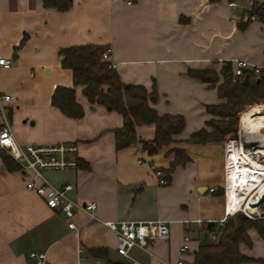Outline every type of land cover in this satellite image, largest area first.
<instances>
[{"label": "crops", "instance_id": "obj_1", "mask_svg": "<svg viewBox=\"0 0 264 264\" xmlns=\"http://www.w3.org/2000/svg\"><path fill=\"white\" fill-rule=\"evenodd\" d=\"M42 2L0 0V57L11 59L8 67L0 65V93L11 96L7 111L17 142L76 144V160L83 166L42 173L56 187L70 183L73 200H91L97 207L94 218L75 210L76 228H69L59 209L24 187L32 171L13 159L10 168L3 158L7 152L0 149V264H31L29 252L37 250L46 252L47 264H105L102 259L95 263L88 253L98 247L107 248L113 260L134 264L117 254V233L102 221L159 218L168 222L169 238L148 241L145 250L133 246L130 255L137 264L177 259L191 264L199 245L215 242L233 214L225 213V142L188 139L208 130L211 115L205 105L224 102L217 90L224 62L241 59L249 67L264 66V22L248 18L251 0L233 5L228 0H71L66 10ZM80 44L112 47L110 60L123 84L143 85L147 91L154 87L157 98L150 105L157 113L184 117L185 127L171 143L147 153L140 142L153 139L155 127L143 124L136 128L137 143L115 148L112 130L122 126V116L90 103L61 64L62 48ZM188 69L213 70L217 81L194 78ZM58 85L74 87L81 117H69L51 103ZM173 148L182 149L188 161L159 184L155 171L166 175ZM186 232L190 249L181 254ZM248 235L251 245L241 243L239 249L250 260L241 264H263V239L255 228Z\"/></svg>", "mask_w": 264, "mask_h": 264}, {"label": "trees", "instance_id": "obj_2", "mask_svg": "<svg viewBox=\"0 0 264 264\" xmlns=\"http://www.w3.org/2000/svg\"><path fill=\"white\" fill-rule=\"evenodd\" d=\"M251 2L247 10L248 18L253 16L264 22V5H259L253 0ZM42 3L44 7L58 10H66L72 5L71 0H43ZM245 24L246 22L240 23L238 26L243 28ZM104 49L105 47L97 44H80L62 48L61 64L71 70L73 85L82 86V93L90 103L100 104L122 116V126L112 130L117 150L138 142L136 137L138 126L154 124L153 139L141 140L140 143L147 153H155L158 148L172 142V135L183 130L186 124L184 117L181 114H158L150 105L157 98L155 88L147 91L143 85L123 84L109 60L102 59L101 52ZM187 74L206 82H211L212 75H216L215 71L210 69H188ZM220 74L222 82L217 85V90L224 102L205 105L207 113L212 117L206 120V125L211 130L203 128L193 132L188 139L190 142L199 144L218 142L224 141L227 136H234L237 113L248 104L264 101V66L257 71L254 67L247 66L243 75L238 76L233 73L232 62H224ZM245 75H248L247 82L243 83ZM51 95V103L65 115L79 118L84 114L81 104L76 100L74 87L58 85ZM172 150L175 155L166 170L167 179L175 166L188 161V156L182 149L173 148ZM3 158L12 168V158L7 154H3ZM77 166H83L79 159H77ZM252 228L256 229L264 241V217L249 218L241 211H236L225 219L221 233L215 242L199 245L194 251L191 264H241L250 260L240 251L239 245L241 243L251 245L248 230ZM88 253L95 259H102L105 264H126L111 259L108 249L104 247L89 249ZM261 262L264 264V258Z\"/></svg>", "mask_w": 264, "mask_h": 264}, {"label": "built area", "instance_id": "obj_3", "mask_svg": "<svg viewBox=\"0 0 264 264\" xmlns=\"http://www.w3.org/2000/svg\"><path fill=\"white\" fill-rule=\"evenodd\" d=\"M231 5L234 2H230ZM251 18H254L253 16ZM112 52V47L109 45L101 52V57L104 60H109L111 66L114 67V63L110 60V55ZM233 73L238 76H242L243 72L248 66V62L241 59H233L232 61ZM11 63L10 58L0 57V65L8 67ZM257 71L259 68L254 67ZM11 100V96L6 93H0V149L5 150L7 154L15 160L18 165L23 169H29L33 173V177L28 180L24 187L28 191L36 192L40 195L49 208H57L68 218V227L73 229L76 228L75 223L72 221V216L75 210L83 211L90 218H94V211L97 207V203L91 200L77 202L73 200L69 195L68 191L72 189L70 183H66L61 187H56L51 184L44 176L43 170L45 169H65L66 167H77L76 153L77 146L74 142H55L49 144H21L17 142L12 127L9 121V112L7 111V103ZM229 141H235L237 144V139H229L225 142L226 159H228L227 144ZM239 145H243V142H239ZM141 159H138L140 162ZM226 167V177L228 172L227 162ZM157 177V183L166 184L168 179L163 174L161 169L155 171ZM212 190V189H211ZM225 196H227V185L224 191ZM264 194H260L257 198V203ZM233 202V201H232ZM254 203V204H255ZM232 205H230L226 198L225 213L235 214L236 211H241L249 218H260L264 217L263 214H250L243 208H236L231 210ZM104 226H106L111 231L117 233L116 242V252L118 255L126 262H132L137 264L138 262L130 255L129 250L133 247H139L143 250L146 249L148 241L151 240H166L169 238L170 230L168 222L164 219L157 220H144V221H124V220H103ZM213 238L217 237L215 232H211ZM190 235L186 232L183 236L182 243L180 244L179 251L181 254L186 253L190 246ZM78 253L80 256L84 254V248L78 247ZM29 258L31 264H47L46 252L45 251H30ZM95 263L99 260L95 259ZM86 264V263H83ZM166 264H185L182 259H177L175 263L167 262Z\"/></svg>", "mask_w": 264, "mask_h": 264}, {"label": "bare ground", "instance_id": "obj_4", "mask_svg": "<svg viewBox=\"0 0 264 264\" xmlns=\"http://www.w3.org/2000/svg\"><path fill=\"white\" fill-rule=\"evenodd\" d=\"M255 106L257 109L248 108L239 114L238 135L241 138L237 140V144L235 141H229L226 146L229 153L225 198L230 205L234 202L231 210L243 208L250 214L257 211L255 197H248L251 191L254 190L257 198L264 194V159L244 149L239 142L253 141L256 143L253 145L255 148L264 150V104Z\"/></svg>", "mask_w": 264, "mask_h": 264}, {"label": "rangeland", "instance_id": "obj_5", "mask_svg": "<svg viewBox=\"0 0 264 264\" xmlns=\"http://www.w3.org/2000/svg\"><path fill=\"white\" fill-rule=\"evenodd\" d=\"M256 104H264V101L263 102H257V103L248 104L250 106H248V105L244 106L242 108V110L237 113V123H236V131H235V134H234V136L233 135L232 136L231 135L230 136H227V138L224 140V142L228 141L229 139L231 140V139H234V138H236V139L238 138L237 140H240L241 137L238 135V126H239V121H240L239 120V114L242 113L243 110H247L248 108H255V109H257L256 106H255ZM246 107H248V108H246ZM262 112H263V110H262ZM211 118H209V119H211ZM208 130H211V128L208 127ZM253 145H254V143L252 145L251 144L248 145L247 142H243L244 149H246L248 151H251L253 154H257L258 156H261L260 154H264V152H263L264 150L263 151L258 150ZM251 196L252 197L253 196H256V194H254V190L251 191V193L249 194L248 197H251ZM255 205L260 210V212H262V210L264 209V195H263V197L257 203H255ZM241 213H243V212H241ZM263 213L264 212H262L261 214H263Z\"/></svg>", "mask_w": 264, "mask_h": 264}, {"label": "water", "instance_id": "obj_6", "mask_svg": "<svg viewBox=\"0 0 264 264\" xmlns=\"http://www.w3.org/2000/svg\"><path fill=\"white\" fill-rule=\"evenodd\" d=\"M254 2H256L257 4H263L264 5V0H253ZM62 57H63V55H62ZM62 57H61V59H62ZM247 77H248V75H245L244 76V78H243V83H246L247 82ZM217 81V75H212V77H211V84H214L215 82ZM248 143V145L249 144H253V143H255V142H253V141H249V142H247ZM209 224H212L211 222H209Z\"/></svg>", "mask_w": 264, "mask_h": 264}]
</instances>
